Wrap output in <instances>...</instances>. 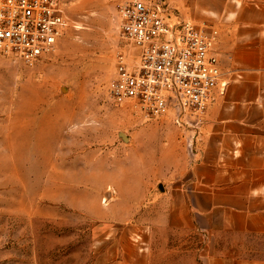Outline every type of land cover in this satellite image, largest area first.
Listing matches in <instances>:
<instances>
[{
  "label": "rangeland",
  "instance_id": "rangeland-1",
  "mask_svg": "<svg viewBox=\"0 0 264 264\" xmlns=\"http://www.w3.org/2000/svg\"><path fill=\"white\" fill-rule=\"evenodd\" d=\"M131 1L60 0L52 53L25 65L0 52V264L202 261L165 251L203 245L167 227L203 114L177 125L109 96Z\"/></svg>",
  "mask_w": 264,
  "mask_h": 264
},
{
  "label": "crops",
  "instance_id": "crops-1",
  "mask_svg": "<svg viewBox=\"0 0 264 264\" xmlns=\"http://www.w3.org/2000/svg\"><path fill=\"white\" fill-rule=\"evenodd\" d=\"M152 1H163L172 19L217 30L225 84L203 114L188 177L173 191L182 201L167 223L181 243L193 233L203 245L166 256L264 264V0Z\"/></svg>",
  "mask_w": 264,
  "mask_h": 264
},
{
  "label": "built area",
  "instance_id": "built-area-1",
  "mask_svg": "<svg viewBox=\"0 0 264 264\" xmlns=\"http://www.w3.org/2000/svg\"><path fill=\"white\" fill-rule=\"evenodd\" d=\"M120 52L109 96L144 117L170 110L181 125L190 114H204L220 86L218 32L207 25L172 19L162 1L133 0L120 5ZM60 0H0V52L25 65L52 53L63 34ZM223 88V89H222Z\"/></svg>",
  "mask_w": 264,
  "mask_h": 264
}]
</instances>
